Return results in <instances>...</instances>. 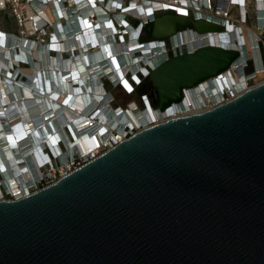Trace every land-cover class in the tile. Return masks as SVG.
<instances>
[{
  "label": "water",
  "instance_id": "obj_1",
  "mask_svg": "<svg viewBox=\"0 0 264 264\" xmlns=\"http://www.w3.org/2000/svg\"><path fill=\"white\" fill-rule=\"evenodd\" d=\"M152 23L156 38L188 23L221 28L174 12ZM239 53L206 44L173 55L151 70L148 92L164 111ZM0 264H264V80L0 198Z\"/></svg>",
  "mask_w": 264,
  "mask_h": 264
},
{
  "label": "bare ground",
  "instance_id": "obj_2",
  "mask_svg": "<svg viewBox=\"0 0 264 264\" xmlns=\"http://www.w3.org/2000/svg\"><path fill=\"white\" fill-rule=\"evenodd\" d=\"M78 1L81 0H75ZM220 1V6L226 8L227 0ZM169 2L172 0H152L144 6L133 5L132 12L145 19L152 16L154 8L170 6ZM182 2L189 4L192 0ZM228 3L232 5L231 0ZM35 4L42 15L56 18L51 10L54 2H49L48 6ZM82 5L68 12L65 9L69 15L67 29L63 22L57 20L58 33L55 32L53 42L45 45L16 36L13 31L0 26L1 198L5 193L20 197L31 192L30 186L40 176L39 160L49 159L45 152L47 146L63 160L66 155H85L116 132H132L169 115L203 110L221 102L226 87L236 93L244 90L251 78L255 82L264 80L255 27L248 26L249 37L244 33L246 23L240 26L229 23L226 32H211L210 35L200 32L190 36L188 31L180 32L171 40L174 44L185 42L183 48L187 47L190 52L193 46L210 42V45L237 48L239 58L221 76L216 74L187 87L184 98L174 101L165 111L154 107L151 102H147L144 109L136 100L115 110L109 103L112 94L100 85V76L123 81L130 87L127 73L137 77L136 71L146 72L144 64L157 66L167 60L164 42L152 40L141 44L136 39L138 28L118 13L116 17L127 27V35L123 34V41L118 43L115 36L121 30L110 14L95 0H87ZM73 10L76 11L71 13ZM33 11V6L29 5L28 12ZM90 13H94L96 19L90 17ZM200 13L214 17L210 10ZM213 20L222 21L220 18ZM60 38H65V42ZM74 48L79 49L78 55ZM63 50H67L66 56ZM249 57L254 62L255 71L246 76L243 65ZM60 139L64 141L65 148L61 146Z\"/></svg>",
  "mask_w": 264,
  "mask_h": 264
},
{
  "label": "built area",
  "instance_id": "obj_3",
  "mask_svg": "<svg viewBox=\"0 0 264 264\" xmlns=\"http://www.w3.org/2000/svg\"><path fill=\"white\" fill-rule=\"evenodd\" d=\"M51 1L54 2V4L51 7V10L54 14V17H56L54 19L49 18V16L47 17L46 15H42L41 11L39 9L37 10L38 6L35 4V2H38V3H40V6H44V5L48 6L49 2H51ZM57 1L60 3L58 4ZM86 1L87 0H81L78 2H75V0H0V14L9 15L13 18L16 25L18 26L16 29L17 31L14 33L16 36L23 37L24 39L29 38L30 40H35V42H37L39 44L45 45L49 42H53L52 39H54V37L56 36V33H58L57 32V26H56V24H58L57 20L63 22V26L67 29V26L69 24L67 19H68L69 15H67L65 13L66 10L68 12V11H70V9L72 10L75 8H80L83 6L82 4L86 3ZM149 1H152V0H95V2H98L100 8H104L110 14V17L113 18L115 25L118 26V29L121 30V31H118L116 33V36H115V40L118 43L123 41V37H122L123 34L127 35V31H126L127 27L124 24H122L121 21H119L118 18L116 17L118 13H121L123 16L122 18L128 17L130 19L132 26H134L135 28H138V34H136V39L138 40V42L140 41L141 44H145V43L152 41V40L164 42V47H165L164 49L166 51V59H168L169 57H171L173 55H178V54L190 52V50L187 49V47H185V49L183 48L184 44H186L185 42H182L179 44H174L172 42L171 38L176 36L178 33L185 32V31H188L190 36L192 35L191 33H193V34L194 33H200L198 31H196V29L194 28V26L192 24L189 25V23H188L186 25L178 26L176 33L170 35L169 37H166V38L154 37L152 39H142L144 27L147 24L153 22V20L155 19L156 16H158L159 14H161L163 12H168V11H172V12L177 13V14L186 15V16L192 17L193 19H207L209 21L216 22V23L220 24L221 25L220 29L207 31L204 33V34L210 35L211 32H214V33L217 31L219 33L226 32L229 23L230 24L232 23L235 26H240V24L249 23V20L251 18L250 12H249V7L253 3V5H254V25H253V27H255V30L257 32L255 34V40H256V46H258V48H259V52H260L261 45L264 44V0H242V2H240V1L234 2L233 0H231L230 4H232V5H229L228 0H227V3H226L227 7L226 8L220 6V4H221L220 0H209L208 2H206L205 0L203 2L200 0H192V2H189V4L183 3L182 0H172V2H169L170 6H168V7H156V8H154L152 10V16H149L148 18H145V19L140 18L139 15L134 14L132 12V9H133L132 6L133 5L144 6V5H147L149 3ZM162 1L165 2V0H162ZM29 5L33 6V8H34L33 12L34 13L28 12V6ZM246 6H247V9H245ZM243 7H244V11L242 12ZM234 9L236 10V14L234 16H232L233 15L232 12ZM117 10H119V11H117ZM208 10H210L213 13V15H214L213 18L206 17V16H204V14H201V13L199 14V11H205L206 12ZM75 11L76 10H73V11H71V13H73ZM149 15H150V13H149ZM89 16L94 18V19H96V17H97V16H95L94 13H90ZM204 17H206V18H204ZM214 18L215 19L220 18V19H222V21L213 20ZM96 24H98V22H96ZM11 34H13V33H11ZM60 39H61L60 41L65 42L64 41L65 38H60ZM206 44H211V43L209 42V43H205L202 45L193 46L191 52H194L200 46H203ZM218 45L220 46V44H217V46ZM222 47H225V46H222ZM73 50L75 52H77L76 55H78L80 53L78 48H74ZM62 53L65 56L68 54L67 50H63ZM260 56H261V52H260ZM250 58L251 57L246 59L244 65H243V70H244V72L247 73L246 76L251 75L255 71V70H253L254 69V62L252 61L251 63H249L247 61ZM141 62L143 64L145 63L143 59H141ZM251 65H252V69H248ZM144 66L146 68V72L143 70L136 71L135 73L138 74L137 77L134 76V74H132V73H127L128 79L131 83L130 87L126 86V84H124L123 81H115V80H112L110 77H102L100 85L103 87L104 90H107L104 87V81H103V78H107L110 81L111 86L121 87L127 93H133V92L137 91L139 86H141V85L143 86L145 83H147L146 80L149 78L151 70L155 67L153 65H146V64H144ZM263 69H264V66H263ZM251 70H253V71H251ZM226 71L220 72L219 74H217V76H221V74H223ZM249 71H251V72H249ZM255 83H257V82H255ZM255 83L253 82V79H249V85L247 87H249ZM247 87H245V88H247ZM226 88L227 89L225 90L224 98L222 99L221 102L226 101L227 99H229V98L235 96L236 94L240 93L239 91H237L236 93H233V91L228 89V87H226ZM148 90H149V87L145 86V90L141 91V93H140L139 102L136 101L138 106L143 107L144 109L146 108L147 102L152 103V97L149 94ZM108 93L113 95L111 90H108ZM183 98H184V95H183ZM114 100H115V98L113 95L112 98L109 100V103H111V106H113L115 108V110H117L120 107H123L121 105L114 104ZM173 103L171 105H173ZM127 105H129V103ZM171 105H169L167 107V109ZM153 106L156 107L157 105L153 104ZM170 116H172V115L166 116L160 120L166 119ZM154 122H157V121H154ZM143 126H145V125H143ZM142 127L135 128L134 131H132V132L128 131V132L123 133V134L116 132L113 137L111 136L107 140L102 141L100 145H98L96 148L88 151L85 155H79L78 153L76 155L74 154L73 156H70V157H68L66 155L65 160H63L59 154L56 155L53 152L52 148H50L49 146L45 147V152L48 153L49 159L39 160L40 163L38 165V168L40 170V176L37 180H35V183L30 186L31 191L37 190L41 187H44V186L56 181L62 175H64V174L70 172L71 170L83 165L87 161L97 157L98 155H100L101 153H103L107 149L113 147L114 145L119 143L122 139L127 138L128 136L133 134L136 130H138ZM59 141H60L61 146L63 148H65L66 146H65L64 141L62 139H60ZM67 149L68 148H66L65 150H67ZM9 198H11V197H9Z\"/></svg>",
  "mask_w": 264,
  "mask_h": 264
},
{
  "label": "rangeland",
  "instance_id": "obj_4",
  "mask_svg": "<svg viewBox=\"0 0 264 264\" xmlns=\"http://www.w3.org/2000/svg\"><path fill=\"white\" fill-rule=\"evenodd\" d=\"M249 12H250V17L251 18L249 20V23H246L247 24L246 26L244 25V33L246 35H248V31H250L248 26L253 27V25H254V5H253V3L249 7ZM232 13H233V16H234L236 14V10L234 9ZM0 26L2 28H4V29H7L8 31H13L14 33L17 31L16 29L18 27L11 16L3 15V14H0ZM248 37H249V35H248ZM142 39H143V35H142ZM145 39H152V38H145ZM248 69H252V65ZM102 77H107V76L101 75L99 82H101ZM251 79H253V78H251ZM103 81H104V87L107 89V91L111 90L113 95H114V97H115L114 104L121 105V106H124V107H126V105L132 100H136L137 102H139V99H140L139 98V96H140L139 93L141 92L142 88L147 86L146 83H145L143 86L141 85V86L138 87L136 93H127L121 87H113V86H111L110 81L107 78H103ZM253 82L255 83L254 79H253ZM9 197H13L12 194H9V193H5L4 194V198H9Z\"/></svg>",
  "mask_w": 264,
  "mask_h": 264
},
{
  "label": "trees",
  "instance_id": "obj_5",
  "mask_svg": "<svg viewBox=\"0 0 264 264\" xmlns=\"http://www.w3.org/2000/svg\"><path fill=\"white\" fill-rule=\"evenodd\" d=\"M169 12H172V11H169ZM163 13H165V12H163ZM162 14V13H161ZM192 23H189V25H191ZM188 25V26H189ZM193 25V24H192ZM180 26V25H179ZM182 26V25H181ZM152 28H153V23L151 22V23H149V24H147L145 27H144V30H143V39H145V38H154V36L152 35ZM261 49H262V53H263V56H264V44H262L261 45ZM149 81V78L146 80V82H148ZM145 90V87L144 88H142V90L141 91H144ZM133 93H136V91L135 92H133ZM141 93V92H140ZM139 93V94H140ZM152 97V96H151ZM115 98V97H114ZM139 98H140V96H139ZM152 104H155L154 103V99H153V97H152Z\"/></svg>",
  "mask_w": 264,
  "mask_h": 264
},
{
  "label": "crops",
  "instance_id": "obj_6",
  "mask_svg": "<svg viewBox=\"0 0 264 264\" xmlns=\"http://www.w3.org/2000/svg\"><path fill=\"white\" fill-rule=\"evenodd\" d=\"M260 52H261V59H262V62H263V66H264V56H263L261 47H260Z\"/></svg>",
  "mask_w": 264,
  "mask_h": 264
},
{
  "label": "flooded vegetation",
  "instance_id": "obj_7",
  "mask_svg": "<svg viewBox=\"0 0 264 264\" xmlns=\"http://www.w3.org/2000/svg\"><path fill=\"white\" fill-rule=\"evenodd\" d=\"M169 12V11H168ZM156 18V17H155ZM147 86H149V82L146 83Z\"/></svg>",
  "mask_w": 264,
  "mask_h": 264
}]
</instances>
